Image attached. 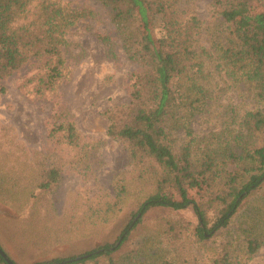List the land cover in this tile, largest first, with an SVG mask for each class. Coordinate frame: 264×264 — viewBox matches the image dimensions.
Masks as SVG:
<instances>
[{
  "label": "trees",
  "instance_id": "1",
  "mask_svg": "<svg viewBox=\"0 0 264 264\" xmlns=\"http://www.w3.org/2000/svg\"><path fill=\"white\" fill-rule=\"evenodd\" d=\"M97 1L109 10L125 53L137 64L130 77V102L108 111V133L127 143L133 162L142 171L138 180L150 181L151 190L131 208L115 241L34 264L113 261L148 214L189 210L197 218L195 224L173 218L161 223L160 231L173 248L161 264H199L193 247L208 245L228 228L247 198L264 186V0H254L261 5V13L245 18L241 12L251 0H211L208 20L200 18L193 0ZM93 15L89 7L61 0H0V90L4 89L2 80L29 62L39 61L43 72L36 76L35 92L43 96L53 91L65 77L69 29ZM152 30L157 45L150 36ZM100 37L112 46L109 34ZM213 64L233 83H246L261 104L247 109L237 127L226 126L214 138L198 136L191 125L210 102ZM64 110L60 116L65 120L58 122L51 135L63 131L68 143L78 146L81 135ZM3 153L0 130V198L13 204L17 214L27 210L39 215L41 206L47 204L45 215H51L50 192L58 185V170L49 166L38 179L33 176L23 183L27 176H15V170L7 169ZM196 183L202 185L200 198L189 195ZM128 191L126 185L116 188L120 208ZM208 213L215 215L212 225ZM33 219V227L48 225L49 220ZM260 246L256 236L247 238L248 254ZM160 252L158 247L152 255ZM231 260L232 254L226 253L213 261L237 264ZM0 264H9L1 254Z\"/></svg>",
  "mask_w": 264,
  "mask_h": 264
},
{
  "label": "rangeland",
  "instance_id": "2",
  "mask_svg": "<svg viewBox=\"0 0 264 264\" xmlns=\"http://www.w3.org/2000/svg\"><path fill=\"white\" fill-rule=\"evenodd\" d=\"M61 1L89 7L94 12L92 17L69 29L64 49L65 77L53 91L39 96L35 92L36 76L43 69L39 61H32L1 81L4 87L0 90L1 152L6 168L15 170V176H27V180L23 177V183L33 176V180L36 176L38 179L49 166L59 173L58 185L50 192L53 212L49 216L44 211L47 204L41 206L39 215L27 210L17 214L13 204L0 198V246L19 264L80 254L115 241L128 221L131 208H136L151 190L150 181L138 180L142 171L133 162L127 143L108 133V111L130 102V77L137 64L128 58L109 10L99 1ZM210 1H192L204 20L209 17ZM261 10V5L251 0L241 17L255 16ZM100 34H109L112 46ZM150 36L157 45L155 31ZM209 80L210 102L203 113L193 117L191 125L198 136L214 138L226 126L237 127L247 109L261 104L246 83H233L215 64L210 65ZM64 109L81 135L78 146L70 145L63 131L51 135L58 122L65 120L60 116V110ZM119 185L129 187L122 208L116 199ZM174 195H178L176 190ZM189 195L200 198L202 185L191 186ZM33 216L41 222L49 220L48 225L33 227ZM168 218L197 222L191 210L151 212L115 253L113 261L101 258L87 264H161L173 251L167 236L165 239L160 231L164 227L161 223ZM208 218L212 225L215 215L208 213ZM252 225L257 227L249 232ZM252 235L261 240V246L254 254H248L247 238ZM158 247L160 254L153 256ZM193 249L199 264H220L213 260L226 253L232 254L233 263L264 264V186L247 198L228 228L208 245ZM173 257L179 258L181 254Z\"/></svg>",
  "mask_w": 264,
  "mask_h": 264
},
{
  "label": "water",
  "instance_id": "3",
  "mask_svg": "<svg viewBox=\"0 0 264 264\" xmlns=\"http://www.w3.org/2000/svg\"><path fill=\"white\" fill-rule=\"evenodd\" d=\"M0 254L3 256V258L9 263V264H15L11 258L5 253V251L0 246Z\"/></svg>",
  "mask_w": 264,
  "mask_h": 264
}]
</instances>
